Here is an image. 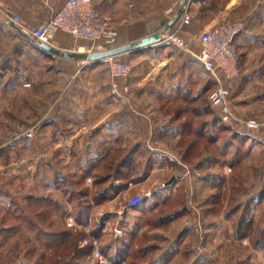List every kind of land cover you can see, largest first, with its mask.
<instances>
[{
	"label": "rangeland",
	"instance_id": "374dc122",
	"mask_svg": "<svg viewBox=\"0 0 264 264\" xmlns=\"http://www.w3.org/2000/svg\"><path fill=\"white\" fill-rule=\"evenodd\" d=\"M213 2L203 32L252 25L264 42V0ZM174 48L169 91L148 48L116 57L127 77L105 61L62 71L0 20V264H264V48H236L230 114L213 73Z\"/></svg>",
	"mask_w": 264,
	"mask_h": 264
},
{
	"label": "crops",
	"instance_id": "0c3cea01",
	"mask_svg": "<svg viewBox=\"0 0 264 264\" xmlns=\"http://www.w3.org/2000/svg\"><path fill=\"white\" fill-rule=\"evenodd\" d=\"M66 0H0V19L5 18L7 13H13L21 16L23 19V27L38 28L46 24L51 15L57 11ZM97 8L105 14L111 15L118 27L119 38L118 46L127 45L130 43L138 42L146 37L161 31L162 28L167 26L171 20H174L176 14L173 16L169 15L167 11L170 8L179 11L183 7V2L185 0H93ZM212 1V2H211ZM215 2V1H214ZM213 0H189L190 12H193L194 18L192 25L185 32L186 39L194 47L198 48L200 46L201 36L204 29L210 28L213 25L215 16L214 3ZM237 5L234 2H227L226 12L229 13L235 9ZM203 8L204 12L202 17L199 18L200 8ZM185 8V7H184ZM217 11V10H216ZM215 20V21H213ZM257 21H255L254 25ZM258 25L264 28V21H258ZM248 30L246 34L241 35L236 40V48L238 52L246 50V54L252 57L255 56V52H258V48H264V42L259 38H255L254 32L252 33L253 26H247ZM261 32V31H258ZM258 34V33H257ZM86 40H77L70 34L58 31L54 40V46L63 51H74V47L79 44L85 43ZM88 42V41H86ZM162 41L147 47L150 53V59L153 64L152 71H162L161 73L166 76L162 78L163 84L167 85L169 82V88L173 91L177 90V83H173L170 76H167L169 71H182L183 66L178 65V60L176 58L181 57V53L177 52L174 46H161ZM254 48V49H253ZM257 49V50H255ZM78 50V49H77ZM96 51H103L102 48H96ZM49 54V53H48ZM130 54L125 53L120 56ZM55 55V54H52ZM186 57L188 55L192 60L193 55H189L187 52L182 54ZM63 59L62 71H70L76 65L78 66L76 60L69 59L61 55H55ZM182 56V57H183ZM177 60V61H176ZM149 63V62H148ZM151 67V66H150ZM74 69H72L73 71ZM173 75V74H172ZM169 81H167V80ZM249 79V78H246ZM232 81V83H231ZM228 81L227 84L232 85L231 90L233 96H239L241 91L236 90L237 84L241 82V79H233ZM166 88V87H165ZM236 90V92H235ZM171 95V92H169Z\"/></svg>",
	"mask_w": 264,
	"mask_h": 264
},
{
	"label": "built area",
	"instance_id": "2783aa9c",
	"mask_svg": "<svg viewBox=\"0 0 264 264\" xmlns=\"http://www.w3.org/2000/svg\"><path fill=\"white\" fill-rule=\"evenodd\" d=\"M178 10L170 8L167 13L171 16ZM16 23L22 22L19 16L12 18ZM193 16L189 5L186 6L181 16L171 20L172 26L162 28V42L172 43L199 59L217 78L219 86L212 93L211 100L215 105L223 107L230 114L228 107L229 90L223 84L222 78L232 79L238 75L236 39L242 32L241 24L222 22L211 30L202 33V50L200 53L193 51L184 36L185 31L191 26ZM32 40L44 42L54 46L58 31L70 34L77 40L84 39L89 45L84 46L85 51L93 52L96 48L109 50L118 46L119 32L114 18L102 13L93 0H66L55 11L49 21L41 27L31 31ZM116 57L106 58L118 77H127L132 69L127 63L117 61ZM87 63H90L87 61Z\"/></svg>",
	"mask_w": 264,
	"mask_h": 264
},
{
	"label": "water",
	"instance_id": "95a60500",
	"mask_svg": "<svg viewBox=\"0 0 264 264\" xmlns=\"http://www.w3.org/2000/svg\"><path fill=\"white\" fill-rule=\"evenodd\" d=\"M188 4H189V0H185L183 2V7L180 8L179 11L177 12L174 21H176L181 16L184 7L188 6ZM5 20L11 28L21 33L24 37L32 38L31 33L27 29L21 27L18 23H16L9 15L5 16ZM172 25L173 23H169L167 26L170 27ZM160 41H162V32L158 31L138 42L118 46L109 50L93 51L90 53H84L79 51H63L59 48H56L55 46L48 45L44 42H37V45L40 49H42L43 51L49 54L61 55L69 59L88 60L90 63H93V62L104 61L106 58L117 57L125 53L141 50L143 48L150 47Z\"/></svg>",
	"mask_w": 264,
	"mask_h": 264
},
{
	"label": "bare ground",
	"instance_id": "6f19581e",
	"mask_svg": "<svg viewBox=\"0 0 264 264\" xmlns=\"http://www.w3.org/2000/svg\"><path fill=\"white\" fill-rule=\"evenodd\" d=\"M81 48L84 49V50H80ZM79 51H80V52H84V53H88V52L85 51L84 46H83V47H79Z\"/></svg>",
	"mask_w": 264,
	"mask_h": 264
},
{
	"label": "trees",
	"instance_id": "16d2710c",
	"mask_svg": "<svg viewBox=\"0 0 264 264\" xmlns=\"http://www.w3.org/2000/svg\"><path fill=\"white\" fill-rule=\"evenodd\" d=\"M4 24H8L5 20V18L0 19ZM34 41V40H33ZM39 48V47H38Z\"/></svg>",
	"mask_w": 264,
	"mask_h": 264
}]
</instances>
